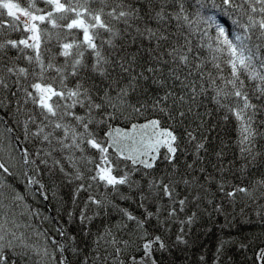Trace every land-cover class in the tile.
Here are the masks:
<instances>
[{"label":"snow or ice","instance_id":"6c2138e0","mask_svg":"<svg viewBox=\"0 0 264 264\" xmlns=\"http://www.w3.org/2000/svg\"><path fill=\"white\" fill-rule=\"evenodd\" d=\"M0 93V264L83 252L59 220L42 230L55 218L29 202L51 197L59 212L65 187L92 264H162L198 213L237 194L264 219V0H0ZM231 247L264 264V236L221 238L213 264H234Z\"/></svg>","mask_w":264,"mask_h":264},{"label":"trees","instance_id":"16d2710c","mask_svg":"<svg viewBox=\"0 0 264 264\" xmlns=\"http://www.w3.org/2000/svg\"><path fill=\"white\" fill-rule=\"evenodd\" d=\"M12 38H17L16 34H13ZM2 94L3 93H0V95ZM205 104L208 105L209 110L213 109V106L207 101H205ZM214 119H217V117L214 116ZM2 130L3 126L0 125V131ZM222 131L224 132L223 139L230 145L229 149L225 150L226 159H232V153L236 152L237 150L232 147L235 141V134L231 132V124L226 126V128ZM260 143L264 145V141H261ZM218 144L219 141H217V145ZM2 155L3 154L0 153V156ZM188 159L190 162L191 157H188ZM258 163H260L259 159ZM209 170L211 171V169ZM233 183L239 184L240 181L234 179ZM68 193L69 188L67 187L62 188L59 192V196L63 197L65 201L59 212H57L58 201L52 200L51 197L48 201L30 200L29 202L34 208H39L44 214L55 218L52 223L45 222L42 225H39L42 230L48 229L49 234H53L52 228L55 226L56 221L59 220V223L66 227L70 234L77 236V247L83 248V252L77 256H73L70 252L66 253L69 259L72 261V264H80V260L83 259L84 256H88L89 264H92L91 257L95 255V253L92 251L93 237H84L80 234L78 219L74 218L71 225H69L67 222L68 218L65 213V209L71 210L72 208L68 199ZM93 194L95 195L96 193L93 192ZM86 196V193H81V198L78 203L82 204L83 200L86 199ZM244 200L245 198L241 194H237V199L234 205L229 206L228 202L224 201V211L222 213L213 212L211 207H208V212L211 213L210 216L202 212L198 213V220L191 226L190 234L185 236V239L189 241L188 245H174L177 226H172V231L166 238V242L169 243V245L174 246H171L167 252L156 253V259L159 262H162V264H200L199 257L204 255L207 264H213L216 246L221 238H236L238 240H243L245 237L257 238L264 236V219L255 214L258 205L253 204L251 201H248L247 205H245ZM217 202H219V199ZM260 203L264 204V200H261ZM121 206L129 208V210L132 211L134 215L140 214L134 205L121 203ZM201 207L203 208L205 205H202ZM242 208L243 212H241ZM101 219L94 220L93 225L89 226L91 227V232L93 235L96 233L97 227L101 225ZM119 219L120 217L113 213L110 217L104 219V223L114 225ZM133 227L134 225L130 222L128 224V228L120 231L118 235L123 239H129L131 235L130 229ZM185 231H189L187 226L185 227ZM57 239H59V237H57ZM84 241H87V247H85ZM100 252L103 254L102 247L100 248ZM228 254L231 256L234 264H243V253L237 247L229 248ZM107 264H112L111 258H109ZM221 264H224L223 259Z\"/></svg>","mask_w":264,"mask_h":264}]
</instances>
